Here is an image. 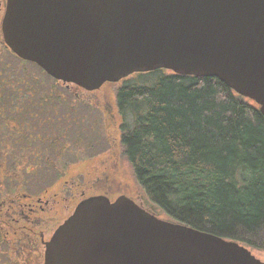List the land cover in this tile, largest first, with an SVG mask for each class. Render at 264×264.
Masks as SVG:
<instances>
[{"label":"water","instance_id":"obj_1","mask_svg":"<svg viewBox=\"0 0 264 264\" xmlns=\"http://www.w3.org/2000/svg\"><path fill=\"white\" fill-rule=\"evenodd\" d=\"M2 41L87 91L157 69L217 77L264 116V0H7ZM44 264H264L248 246L159 215L131 196L78 202Z\"/></svg>","mask_w":264,"mask_h":264},{"label":"trees","instance_id":"obj_2","mask_svg":"<svg viewBox=\"0 0 264 264\" xmlns=\"http://www.w3.org/2000/svg\"><path fill=\"white\" fill-rule=\"evenodd\" d=\"M28 67L43 72L10 52L0 34V89L38 86ZM135 75L116 93L120 146L147 201L174 222L264 252V116L258 106L214 76L157 69L120 82ZM7 136L0 133V179L14 176L3 166L11 145H19L21 159L31 153L29 140Z\"/></svg>","mask_w":264,"mask_h":264},{"label":"rangeland","instance_id":"obj_3","mask_svg":"<svg viewBox=\"0 0 264 264\" xmlns=\"http://www.w3.org/2000/svg\"><path fill=\"white\" fill-rule=\"evenodd\" d=\"M11 60L12 59H10V61ZM11 63H16V60H12ZM30 68L29 70L31 71ZM34 72L35 70H33V73L31 71V78L33 77L31 84L38 85L37 91L42 95V99L35 97L36 101L38 100L41 102L30 104L26 103V101H21V107L23 109L22 118H24V120L31 118L30 111L32 113H37L38 115L36 117L39 116L41 119L47 116L51 117L54 122H46L43 124L35 118L33 125L37 128L35 129L36 131H33L31 126H27L26 128H28V131L32 135L34 132H38L43 138H45L50 131L53 133L54 130L60 128L61 130H65V136H57L58 139L54 137L44 139L46 141L48 140L47 142H42L41 140L38 142L35 139L29 138L26 151L27 153H33V155L35 154L34 151H37V155L33 156L29 153L27 155L28 157L23 159L17 157L20 155L18 153L20 152L18 149L19 145H11L12 151H16L14 156L17 158L10 157L14 152L10 151L8 148L11 154L9 157H6L5 162H3L4 160L1 161L4 163L3 166L6 172L7 170H12L14 176L0 179V193L2 190L8 191L11 185L14 186V190L22 187L21 189L24 191L37 192L48 182L56 179L57 175H62L65 172V164H74L69 170V173L72 174L80 173V171L84 172V169L87 167L103 165L101 171H103L105 173L104 175L110 180L109 190L112 192V196L117 197L119 194L131 196L137 201H140L145 207L156 212L160 218L169 219L164 212L147 201L144 191L139 187L134 178L133 170L129 162L121 153L122 146H120L118 129L120 116L117 111L116 93L117 89L121 88L128 80L135 81L136 75L130 76L122 83H105L97 93L90 95V97H98V101L102 104L101 109L92 105L83 106L79 102L71 101L73 98L71 93H67L60 85L54 88L51 87V84H58L54 82L55 80L53 78L43 74V72H40L38 69V74ZM51 92L53 93L50 94ZM52 96H54V100L61 103H59V105L56 104V101L50 103L48 100ZM66 104L73 105V110L69 111L72 113L70 115H66V110L63 109V106ZM106 106H108L109 111L106 109ZM54 108L57 110L56 114H53ZM64 118L68 120V125L64 124ZM106 149L107 151H105ZM31 163H33L32 165L38 163L40 164L39 166L43 167L35 172H29V174L19 173L22 171V167L27 164L29 166ZM88 169L90 170V168ZM99 176L101 175L99 174ZM249 249L264 262V252L252 248Z\"/></svg>","mask_w":264,"mask_h":264},{"label":"flooded vegetation","instance_id":"obj_4","mask_svg":"<svg viewBox=\"0 0 264 264\" xmlns=\"http://www.w3.org/2000/svg\"><path fill=\"white\" fill-rule=\"evenodd\" d=\"M6 1L7 0H0V25L6 9ZM58 85H60L61 88H64L67 93H71L73 97L71 101L79 102L83 106L92 105L101 108L102 104L98 101V97H90L93 93H97L100 88L87 91L72 83L64 84L60 82ZM58 85H51V87L54 88ZM37 88L38 86H26L25 88L0 89V101L3 102L0 105L2 111L0 113V118H2L4 124H6L5 128L0 129V133H8L7 137L12 141L21 142L30 138L39 142V140L42 141L53 137L58 139L57 136H65V130H61L60 128L54 130L53 133L50 131L45 138H43L38 132H34L32 135L28 131V128H26L27 126H31L33 131H36L35 129L37 128L33 125L35 118L43 124L46 122H54L51 117L47 116L46 118L41 119L39 116L36 117L38 115L37 113H32L30 111L31 118L25 120L22 118V98L27 100L28 102L26 103L28 104L41 102L35 100V97L42 99V95L38 93ZM25 90V96L19 93ZM7 92H17L18 94L14 95L15 97L7 98L5 95ZM52 93L53 92L50 94ZM7 99H9L11 103H6ZM48 101L53 103L56 100H54V96H52ZM59 103L56 101V104L59 105ZM55 109L56 108H54L53 114H56L57 112ZM63 109L66 110V115H70L72 113L69 111L73 110V105L66 104L63 106ZM106 109L109 111L108 106H106ZM63 121L64 124H69L66 118H64ZM105 151H107V149ZM34 152L35 154L33 156H36L37 151ZM10 154L11 152L6 153L5 156L9 157ZM14 154H16V151L13 155ZM32 164L33 163L29 166L26 165L22 167L20 173L29 174V172H35L43 167L39 166L40 164L38 163L34 165ZM73 165L65 164V172L62 175H57L56 179L48 182L37 192H27L22 190V187L14 190L13 185L8 188V191H1L0 264H44L43 259L46 243L51 239L50 237L58 225L72 214L78 202L86 197L94 196L96 194L108 196L110 200L116 198L115 196H112V192L109 190L110 180H108V177L104 175L105 173L101 171L103 165H95L91 167H87L86 165L87 168H85L86 170L84 169V172L80 171V173L72 174L69 173V170ZM88 168H90V170ZM7 171L12 173V170ZM0 172L2 171L0 170ZM99 174L101 176H99ZM133 199L137 201L135 198ZM137 202L140 205L142 204L140 201Z\"/></svg>","mask_w":264,"mask_h":264}]
</instances>
